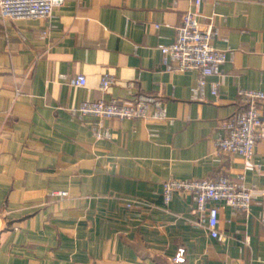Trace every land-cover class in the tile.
<instances>
[{
	"label": "crops",
	"instance_id": "0c3cea01",
	"mask_svg": "<svg viewBox=\"0 0 264 264\" xmlns=\"http://www.w3.org/2000/svg\"><path fill=\"white\" fill-rule=\"evenodd\" d=\"M188 11L227 52L198 94L199 73L169 69L160 50ZM78 75L84 88L69 84ZM104 75L115 79L105 94ZM240 90L264 92V0H66L47 19L0 14V264H264L259 204L212 203L218 240L191 197L162 196L170 179L220 175L264 191V132L250 161L216 155ZM141 95L166 119L154 107L122 121L71 112Z\"/></svg>",
	"mask_w": 264,
	"mask_h": 264
},
{
	"label": "built area",
	"instance_id": "2783aa9c",
	"mask_svg": "<svg viewBox=\"0 0 264 264\" xmlns=\"http://www.w3.org/2000/svg\"><path fill=\"white\" fill-rule=\"evenodd\" d=\"M66 0H0V14L11 20H39L50 18L55 8L62 7ZM203 0H192L199 8ZM217 31L212 27L202 29L197 13L188 11L176 29V39L171 45L161 46L168 68L176 72L199 73V86L194 92L198 94L206 86V78L217 75L220 67L227 60V52L219 51L212 46ZM72 87L84 88L87 79L78 75L69 80ZM115 84L111 75H104L100 90L107 93ZM214 95L218 87H212ZM239 100L243 109L221 124L224 133L215 142L216 155L239 156L246 161L252 160L258 141L264 132V117L260 105L264 103V92L240 90ZM154 107L155 118L166 119L162 102L155 97L138 96L131 103L117 99L83 102L72 115L80 119L95 117L101 120L146 119L149 109ZM176 194L187 195L196 204L195 213L200 216L201 224L208 229L213 239L222 240L219 232V209L212 203H225L235 212L248 213L254 203L262 208L261 221L264 223V191L255 187L246 188L243 184L234 183L228 177L220 175L214 179L177 180L170 179L163 184V203L168 206ZM65 195V194H62ZM131 208L132 205L128 204ZM176 263L184 262L183 251L177 255Z\"/></svg>",
	"mask_w": 264,
	"mask_h": 264
}]
</instances>
